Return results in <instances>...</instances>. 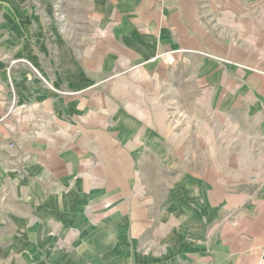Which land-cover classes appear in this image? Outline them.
Instances as JSON below:
<instances>
[{
    "label": "crops",
    "instance_id": "crops-1",
    "mask_svg": "<svg viewBox=\"0 0 264 264\" xmlns=\"http://www.w3.org/2000/svg\"><path fill=\"white\" fill-rule=\"evenodd\" d=\"M38 2L0 0V264L104 198L107 245L47 261L264 264V0H88L77 44Z\"/></svg>",
    "mask_w": 264,
    "mask_h": 264
},
{
    "label": "rangeland",
    "instance_id": "rangeland-1",
    "mask_svg": "<svg viewBox=\"0 0 264 264\" xmlns=\"http://www.w3.org/2000/svg\"><path fill=\"white\" fill-rule=\"evenodd\" d=\"M36 1L38 5L36 7L39 9L38 12H41L39 7L41 3L38 2V0ZM51 1L53 4V19L55 20V27L57 30L63 34L67 33L68 40L71 43H81L84 39H82V36H80L78 32L82 28H89L91 25L89 21L87 22V16L89 12L88 0ZM75 1L79 4V6L72 4V2ZM81 4L83 5L81 6ZM83 16L85 17L84 23L81 20ZM164 58L166 59V54L164 55ZM214 58H216L218 61L224 60L221 57ZM154 184L155 185H153V188L157 189L156 183ZM100 191L103 192L102 190ZM102 201L103 202L100 203L102 206L100 214H97L99 212L96 214L93 213L91 207L84 208L85 225H2V229H4V251L6 253L14 254L21 253L22 255H28L29 253L38 254L40 257H42V260L36 264H61L59 261L51 263L50 261H47V258H50L51 255H60L61 253H92L90 248L91 246L95 247V245H91V243H93V239H95L94 243H98L99 238L102 242L103 249V245H107L108 243H105L103 239H106V241L109 239V231L99 228L96 223L99 225H107L110 215L108 214L109 205L105 201V198ZM120 216V214L117 215L118 220ZM95 227L96 229H94ZM149 228L150 230L141 232L144 235L146 234L144 238H147V236L149 237L151 232L156 229L155 226H151ZM127 229V231L118 230L116 232L118 235H124L126 232L130 235V229ZM141 233H139V235H134L131 238L136 239V241L139 242ZM147 233L149 235H147ZM128 240H130V237ZM86 246H88L89 249H87ZM57 259L60 260L59 258ZM15 264L28 263L23 259L22 262H16Z\"/></svg>",
    "mask_w": 264,
    "mask_h": 264
},
{
    "label": "built area",
    "instance_id": "built-area-1",
    "mask_svg": "<svg viewBox=\"0 0 264 264\" xmlns=\"http://www.w3.org/2000/svg\"><path fill=\"white\" fill-rule=\"evenodd\" d=\"M166 59L168 61V63L172 64L173 63V56L170 54H166Z\"/></svg>",
    "mask_w": 264,
    "mask_h": 264
}]
</instances>
